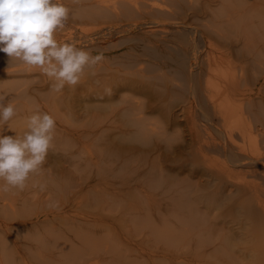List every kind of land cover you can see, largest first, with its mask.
<instances>
[{
	"label": "bare ground",
	"instance_id": "1",
	"mask_svg": "<svg viewBox=\"0 0 264 264\" xmlns=\"http://www.w3.org/2000/svg\"><path fill=\"white\" fill-rule=\"evenodd\" d=\"M161 1L82 0L68 3L75 11L71 16L79 17L82 23L87 20L85 24L89 23L87 18L111 17L106 21L102 16L105 21L102 19L103 26L99 23L101 29L92 26L93 31L98 30L95 34H89L92 30L88 28L89 32L86 28L89 33L83 31L84 35L76 34L77 37L73 30V34L62 31L67 37L60 35V31V36L56 35L60 43H74L79 48H89L92 55L102 53L104 56L95 68L96 75L86 71L77 86L61 91L80 97L71 96L73 103L86 100L87 136L91 140L88 166L102 169L104 173L123 168L133 172L136 178H131L132 183L120 181L122 186L127 185V191L157 190L153 196L143 197L159 215L148 222H155L156 227H151L166 239L175 238L173 231L177 228L173 230L174 224L173 229L169 226L175 219L184 234L200 233L197 231L206 219L202 205H206L208 187L214 186L215 203L234 201L237 211H231L227 218L234 226L241 221L246 224L244 238L247 242L237 251L244 252L247 264H250L248 261L264 264V249L258 250L259 241H264V0H238L234 7V0L228 1L232 9L229 7L222 12L225 15H221L223 26H219L221 21L218 19L217 26L221 30L216 32L217 21L210 16L215 14V0H163L167 5H162ZM207 18L210 23L205 22ZM69 22L73 26L76 24ZM202 41L205 43L201 44ZM38 72L39 69L18 61L10 64L9 57L0 52V95H6L5 103L11 100L17 108V115L4 125L3 135L15 136L17 131L22 134L26 130V118L30 116L22 99H36L38 92L51 88L53 82ZM217 74L225 79L217 82ZM70 106L74 109L72 104ZM74 112L71 111L72 120L77 117ZM9 126L13 130L20 126L22 129L13 132L8 130ZM58 133L63 135V131ZM113 147L118 152L116 165L110 163ZM241 168H245L247 176ZM236 169L247 178L236 174ZM198 189L200 191H196ZM191 204L198 210L202 207L193 225L190 216L183 211L192 207ZM141 208L144 207L139 208L142 212ZM140 210L134 213L133 224L137 226L143 221ZM161 222L164 227H160ZM34 223L38 226L41 222L36 220ZM223 228L224 223L220 230ZM178 233L176 236L179 237ZM247 234H251L252 240H248ZM256 234L259 237L254 244ZM63 237L62 244L66 241L70 244L72 237L70 240L65 238V243ZM248 243L258 245L257 249L249 250ZM261 245L264 247V242Z\"/></svg>",
	"mask_w": 264,
	"mask_h": 264
},
{
	"label": "rangeland",
	"instance_id": "2",
	"mask_svg": "<svg viewBox=\"0 0 264 264\" xmlns=\"http://www.w3.org/2000/svg\"><path fill=\"white\" fill-rule=\"evenodd\" d=\"M77 1L81 2L82 0H62V2L71 9L69 21L76 24L73 26L69 21H67L66 26L63 29L64 31L61 30V34L59 33L60 35L63 34V36L67 37L65 33H72L71 30H73V33L76 37L81 35L80 33L84 35L83 31H86L85 34H88L90 30H92L89 34H95L98 30H94V32L92 26L95 25L94 29L96 27V29H101L103 26L102 19L104 18V15H102L103 18L102 16H99L98 18L96 17V20L95 18H87L89 20V23L86 22L87 24H85V21L87 20H83L84 22L82 23V20L79 17L78 18L81 20V22H79L80 20L77 17L73 18L72 16L75 11L68 3ZM225 1L227 2H224V0L214 1L215 10L213 12L215 14L211 13L210 16L211 18L213 17L212 19L215 22L217 21V23H215V32L221 30L219 28L223 26L221 21V15L223 14L222 12L225 13L226 8H231L232 5L234 7L238 3V0H234L235 3L233 0ZM228 1H233V4L229 6ZM161 2L160 3L162 5L163 3L167 5L166 2H163V0ZM221 3L223 5H220ZM168 6L170 7V5ZM214 15H219L220 17L217 18L218 16L215 17ZM223 16L225 15L223 14ZM107 18L105 16L104 19L107 21L111 17L107 16ZM201 18H203L202 15ZM208 18L209 20L211 19L209 16ZM208 18L205 22L210 23L211 21H208ZM218 19L221 21V23ZM68 22L71 25H68L70 29L67 26V24H69ZM77 22L81 24H78ZM99 23H101L102 26ZM217 24L220 27L217 26ZM80 26L82 27L80 28L81 30L79 29ZM75 27L76 29L74 30ZM86 28L90 29H88L89 32L85 30ZM62 31L65 33H62ZM59 34L57 33L56 35ZM204 43V41L201 42V44ZM88 49L89 48H87V50ZM223 73L224 72H222V75ZM222 75H220L221 77L218 76V74L217 77L215 76L219 80H217V82H221L225 79L222 77ZM217 82L215 79V83ZM66 88H68V86H65L64 90H67ZM68 96L74 97V95H71L68 91L65 93H56L51 91V88H46L38 92L36 99L28 97L22 99L23 107L27 114L31 115L38 106L41 112H46L52 115L56 121V130L53 140V147L49 150L46 161L43 165V168L45 169H43L39 175L33 174V177H30L28 186L24 191L13 189L9 193H0V238L4 237L2 238V241H0V264H247V257L244 252L237 251L239 248H243V246L246 244L245 242H247L244 238L246 224L244 221H241L240 224H236L234 226V222L227 218L229 217L228 214L231 211H237V209L234 208V201L228 200L218 204L215 203V193L217 192H215L214 186L208 187L206 193L207 196L205 197L206 205H202L203 212L205 213L204 218L206 219L204 222H202L203 224L201 229L197 231L200 232L199 234L201 236H199V234L197 235L196 232L184 234V229H182L181 224L176 221L178 219H175L169 225L172 228V225L174 224V229L172 228L173 230L177 228L176 231H173L175 233V238L166 239L165 235L159 236V233L157 234V232H155L152 228L156 227L155 222H151V220H154V218H158L159 215L156 213L153 205L150 206L149 203H146V197L153 196L157 190H145L144 188L143 192H139V190L143 189L127 191V185L122 186L123 184H120V181H122L121 183H124L123 181L132 183L133 179L131 178H136L133 172L123 168L127 173L122 169H119L120 171L115 169L112 173H104L102 169H91L88 166L91 140L87 136L89 118L86 114V100L83 98V100H77L75 103H73L72 97L69 98ZM74 98L77 99L80 97L75 96ZM70 103L74 109H71ZM75 109L77 110L76 112H74ZM71 111L77 114V117L74 120H72ZM18 129L21 130L22 126L14 130L17 131ZM58 131H63V135H60ZM116 141L117 140H115V142ZM98 143L99 142H97V145ZM104 148L102 150H104ZM113 148L111 153L110 151L108 152L112 154L110 163L116 165L118 161V152L116 148ZM241 169L243 171L245 168ZM239 171L241 172V170ZM239 171L237 172L236 169L235 173L237 172L238 175L240 174V177H245L243 175L247 176L246 170L243 171L245 174L242 172L243 175H241ZM43 172H45V175H42ZM48 173L52 174L47 176ZM238 175L236 176L239 177ZM39 176H41V179ZM35 177L37 178L35 179ZM36 180H38V183L35 182ZM39 181H42V184ZM112 183H118L119 185H112ZM34 184L37 186L33 187ZM39 185H45L43 191L40 190ZM196 191H200V189ZM145 195L146 197L144 198L143 196ZM53 203L55 206H50ZM11 205H13V207ZM191 205L193 206L186 207L183 209V211L185 215L187 214L190 216V222L191 225H193L197 215L201 213L202 207L198 210L195 204ZM23 206H25L27 209H25ZM140 207H144V211L141 208V212L139 209ZM239 207L241 208V205H239ZM136 209L138 211L140 210V213L143 215V221H140L138 226L136 223L133 224V221H135L134 216L137 214ZM3 214H6L5 217H3ZM45 217L47 220H51L47 221ZM72 217L79 222L76 223ZM224 217H226L228 220L225 221ZM150 218L153 219L148 222ZM11 219H13V222ZM145 219L148 220L145 221ZM36 220L39 221V223L41 222V225H34ZM5 222H7L9 226H7V224L5 225ZM141 223L142 225H140ZM143 223H150V225L144 224V226ZM223 223L224 228L220 230V226ZM58 225L61 228L58 227ZM164 225L165 224L161 222L160 227H164ZM71 226L72 228H70ZM197 227L195 229H197ZM215 228L217 229L216 231ZM205 229L206 233H204ZM209 229L211 230L208 231ZM178 231L179 233H182H178V235H180L179 237L176 236ZM61 232L62 234L66 235L59 234ZM249 232L250 229L248 230V233ZM257 234L255 238L257 240L253 239L254 244H256V241H258ZM262 234L260 233L261 236H263ZM194 235H196L197 238ZM247 235L248 240H252L253 237H251L249 234ZM57 236H59V239ZM202 236L203 238H201ZM236 236L238 238H236ZM61 237L64 238V243L66 241L65 238L70 240V237H72V240H70V244L68 241H66L65 244H62L63 240ZM43 239L46 242L43 241ZM60 240L61 242H59ZM177 240L178 242H176ZM260 242L261 241H259V246L248 243L247 247L249 250H251V248L255 250L257 249V246L258 250L261 248L264 249V247L261 245L264 241L261 243ZM260 253H263V251ZM233 254H235V256L240 254V256L234 257ZM248 262L250 264L253 263L251 261Z\"/></svg>",
	"mask_w": 264,
	"mask_h": 264
},
{
	"label": "clouds",
	"instance_id": "3",
	"mask_svg": "<svg viewBox=\"0 0 264 264\" xmlns=\"http://www.w3.org/2000/svg\"><path fill=\"white\" fill-rule=\"evenodd\" d=\"M70 12L62 0H0V52L10 64L18 61L39 69L56 93L77 86L86 71L96 75L104 59L102 53L92 55L74 43L58 42L56 34L65 28ZM5 99L0 95V193L24 191L30 177L43 170L56 130L55 118L37 106L22 134L3 135L4 125L17 115L15 103ZM8 130L14 132L10 126ZM39 187L43 191L45 185Z\"/></svg>",
	"mask_w": 264,
	"mask_h": 264
}]
</instances>
